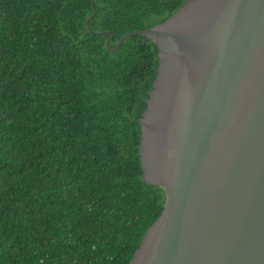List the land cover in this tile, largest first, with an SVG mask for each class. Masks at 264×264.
Listing matches in <instances>:
<instances>
[{
    "label": "trees",
    "instance_id": "16d2710c",
    "mask_svg": "<svg viewBox=\"0 0 264 264\" xmlns=\"http://www.w3.org/2000/svg\"><path fill=\"white\" fill-rule=\"evenodd\" d=\"M186 0H94L124 35ZM92 0H0V264H129L165 194L143 181L139 119L156 76L143 36L109 53Z\"/></svg>",
    "mask_w": 264,
    "mask_h": 264
},
{
    "label": "water",
    "instance_id": "95a60500",
    "mask_svg": "<svg viewBox=\"0 0 264 264\" xmlns=\"http://www.w3.org/2000/svg\"><path fill=\"white\" fill-rule=\"evenodd\" d=\"M157 49L139 119L143 181L165 194L129 264H264V0H186L122 36Z\"/></svg>",
    "mask_w": 264,
    "mask_h": 264
}]
</instances>
